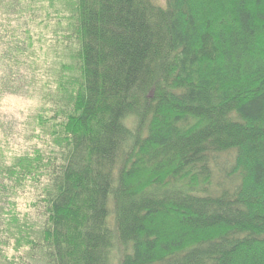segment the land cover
I'll return each instance as SVG.
<instances>
[{
	"label": "trees",
	"instance_id": "trees-1",
	"mask_svg": "<svg viewBox=\"0 0 264 264\" xmlns=\"http://www.w3.org/2000/svg\"><path fill=\"white\" fill-rule=\"evenodd\" d=\"M39 1L0 69L26 62L53 144L0 145V264H264V0Z\"/></svg>",
	"mask_w": 264,
	"mask_h": 264
},
{
	"label": "rangeland",
	"instance_id": "rangeland-1",
	"mask_svg": "<svg viewBox=\"0 0 264 264\" xmlns=\"http://www.w3.org/2000/svg\"><path fill=\"white\" fill-rule=\"evenodd\" d=\"M156 1L163 2L164 0ZM32 5L33 6L30 7L31 10H21V7L16 5L13 7V10H8V12L2 10L0 12V35L3 38V40L0 41L1 47L6 46L10 39L14 42L17 39H22L23 34L20 25H22L25 18L29 16V13H32V16H37L39 21L46 19L47 11L41 8L43 5L41 1L33 0ZM44 5L47 6V3H44ZM14 28L19 30H16V35L12 37L10 33ZM32 30V33L35 35V39L33 38L32 42L36 50L43 51L42 48H47L54 44L52 43V33H48V31L44 29V26L38 25V22L33 24ZM39 55L38 62L42 64L45 61V56L40 52ZM6 56L7 50L5 51V57ZM20 59L21 58H18V61H20ZM7 60L8 58L6 57V62H10ZM25 63L21 64L24 69L19 73L16 69H0V78H3L5 71L6 73H10L13 80H18L21 85L20 87L24 88L26 92L23 94H0V145L4 147V153L8 157L7 159L15 158V156H20L21 154L31 153L35 149H42L44 152L48 153L53 144L48 131L42 129L37 121V115L45 113L46 110L44 108L48 107V104H46L47 100L37 91L30 92L28 82L26 81L28 78L26 80L23 79V76L25 77V73L28 70H26ZM35 193L36 188L34 186H28L26 191L22 193L21 196L17 197L15 208L21 219L27 217L31 219L32 222L36 220L37 212L39 211L38 208L32 205V201L38 199ZM5 215V213L1 214V220L6 219L5 217L7 216ZM2 228H4V226L0 227V241L2 238L8 236V233H3L1 231ZM4 249H6L5 251L9 256L15 253L10 248L4 247Z\"/></svg>",
	"mask_w": 264,
	"mask_h": 264
}]
</instances>
